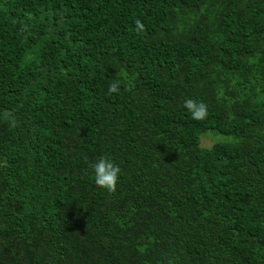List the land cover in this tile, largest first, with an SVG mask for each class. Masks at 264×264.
<instances>
[{"label": "trees", "instance_id": "trees-1", "mask_svg": "<svg viewBox=\"0 0 264 264\" xmlns=\"http://www.w3.org/2000/svg\"><path fill=\"white\" fill-rule=\"evenodd\" d=\"M0 264H264V0H0Z\"/></svg>", "mask_w": 264, "mask_h": 264}, {"label": "clouds", "instance_id": "clouds-1", "mask_svg": "<svg viewBox=\"0 0 264 264\" xmlns=\"http://www.w3.org/2000/svg\"><path fill=\"white\" fill-rule=\"evenodd\" d=\"M137 28L142 31L143 25L139 20L135 21ZM118 90L117 83L109 86L110 92ZM185 109L191 114L193 120L202 121L208 116L207 106L203 102H196L189 98L184 101ZM95 174V184L108 191L109 193L116 192V186L119 178L120 168L107 158H100L96 163L91 165Z\"/></svg>", "mask_w": 264, "mask_h": 264}, {"label": "rangeland", "instance_id": "rangeland-1", "mask_svg": "<svg viewBox=\"0 0 264 264\" xmlns=\"http://www.w3.org/2000/svg\"><path fill=\"white\" fill-rule=\"evenodd\" d=\"M216 141H217L216 137L209 135L201 138L200 145L203 148H210Z\"/></svg>", "mask_w": 264, "mask_h": 264}]
</instances>
